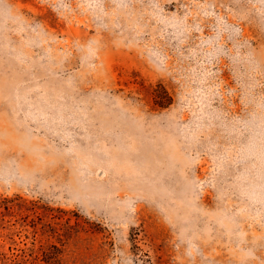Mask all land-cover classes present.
Masks as SVG:
<instances>
[{"label":"rangeland","instance_id":"rangeland-1","mask_svg":"<svg viewBox=\"0 0 264 264\" xmlns=\"http://www.w3.org/2000/svg\"><path fill=\"white\" fill-rule=\"evenodd\" d=\"M0 264H264V0H0Z\"/></svg>","mask_w":264,"mask_h":264},{"label":"trees","instance_id":"trees-1","mask_svg":"<svg viewBox=\"0 0 264 264\" xmlns=\"http://www.w3.org/2000/svg\"><path fill=\"white\" fill-rule=\"evenodd\" d=\"M159 87L160 88L156 89L155 103L161 107H166L172 103L173 98L163 85H160ZM160 91L163 93H160Z\"/></svg>","mask_w":264,"mask_h":264}]
</instances>
